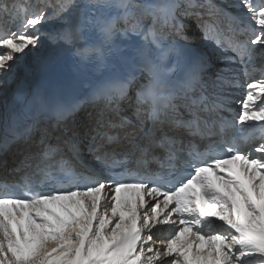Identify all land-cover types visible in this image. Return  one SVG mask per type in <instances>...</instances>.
<instances>
[{
	"label": "snow or ice",
	"instance_id": "1",
	"mask_svg": "<svg viewBox=\"0 0 264 264\" xmlns=\"http://www.w3.org/2000/svg\"><path fill=\"white\" fill-rule=\"evenodd\" d=\"M13 3L0 8V156L21 159L0 177V264H264V0ZM42 39L104 71L4 75Z\"/></svg>",
	"mask_w": 264,
	"mask_h": 264
},
{
	"label": "bare ground",
	"instance_id": "2",
	"mask_svg": "<svg viewBox=\"0 0 264 264\" xmlns=\"http://www.w3.org/2000/svg\"><path fill=\"white\" fill-rule=\"evenodd\" d=\"M215 2L219 4L221 3V0H215ZM227 2L231 3L232 0H227ZM235 11H239V10L235 9ZM49 26L54 28L58 26V22H51L49 23ZM123 42L127 43V41H123ZM43 46L47 48V51L45 53L43 52L42 56L55 55V59L53 60V62H51L48 65L47 69L44 72L32 71L31 73H28L25 70V72L21 74L20 73L17 74V77H15L17 80L24 79V77H26V79L30 83H32L33 85H37V83L35 82L38 79V77L45 76V78H47L45 79L46 81H48L49 79L55 80L52 85L73 82V81L86 82L87 80L100 75V73L104 71V69H100V71L96 70L95 57L93 53H85L83 56L76 55L75 49H73L70 45H64L62 49L53 53V48L48 44V41L46 39H42L41 47L43 48ZM82 46H86V45H82ZM109 59H113V58L109 57ZM263 62L264 61L258 59L256 63L257 65H260ZM241 78L243 79V77ZM234 103L235 102H233V104ZM236 104H239L238 99L236 100ZM238 109L239 107L232 108L233 116L236 114V111ZM128 114L130 115V111ZM82 117H83V113L77 114V119H81ZM20 159H21V154L17 152L16 146H13V148L10 149V151L7 154H5L4 156H0V166L2 168H6V167L12 168L14 165H16V163L19 162ZM4 161H6V165L3 163ZM152 234L157 239H163L168 234V229L162 226L161 230H157V232H153Z\"/></svg>",
	"mask_w": 264,
	"mask_h": 264
},
{
	"label": "rangeland",
	"instance_id": "3",
	"mask_svg": "<svg viewBox=\"0 0 264 264\" xmlns=\"http://www.w3.org/2000/svg\"><path fill=\"white\" fill-rule=\"evenodd\" d=\"M188 23L192 26V28L194 30L198 31L197 29H195V21L194 20H189ZM52 28L53 27L49 26V23H45L42 26L43 32H45V33H46L47 30H50ZM196 43L199 44L200 41L197 39ZM200 46L203 47L204 45L201 44ZM46 51H47V48L45 46H43V48H42L41 45H40V47L36 48L34 51H28L27 54L23 56L22 60L20 59V57H17V62L12 64L13 68H12L11 72L5 73L4 75H14L15 77H17V74H19V73L21 74V73L25 72V70L28 67L32 66V62H33L34 57H36L39 54H40V56H42L43 52L45 53ZM217 66L219 67V66H223V65L222 64H218ZM256 77L259 78V75L256 74ZM2 78L3 77H0V79H2ZM24 78H26V77H24ZM235 91H236V93L234 94L235 99H237V98H239L240 96L243 95L241 90L237 89ZM237 107H239V104L237 105ZM161 229H162V226L161 227L158 226L157 229H155L153 232H157V230H161Z\"/></svg>",
	"mask_w": 264,
	"mask_h": 264
}]
</instances>
